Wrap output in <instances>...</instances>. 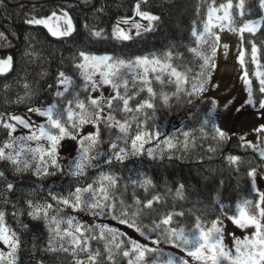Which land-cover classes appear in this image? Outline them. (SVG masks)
<instances>
[{
	"label": "snow or ice",
	"instance_id": "obj_1",
	"mask_svg": "<svg viewBox=\"0 0 264 264\" xmlns=\"http://www.w3.org/2000/svg\"><path fill=\"white\" fill-rule=\"evenodd\" d=\"M80 3L92 13V23L85 22L84 28L97 39L111 38L123 44L156 30L162 23V16L148 6L149 0H133L131 14L116 17L109 32L99 26L107 4L98 0H80ZM203 3H207L206 10ZM9 7L13 5L0 0V8L6 11ZM15 7L21 10L24 24L42 27L53 38H69L78 30L71 4L55 7L45 14L35 12V5L32 11H24L22 3ZM196 14L200 19L192 22V44L186 45L187 51L199 61L195 73L191 68L182 70L176 63L183 59L184 53L175 45L162 52L131 58L81 49L70 57L71 70L58 68L53 82L46 83L51 99L41 98L44 89L40 84L49 78L47 70H42L35 80H30L26 72L21 75L14 95L10 94V84L3 86L2 103L6 107L24 105L26 110L0 111V129L6 133L0 143V162L7 165L6 171L0 170V179L5 181L0 188V264H20L19 254L27 243L23 236L31 231L25 217L43 223L47 239L40 250L55 256L59 264H64L65 259L69 264H264V188L258 186L264 174V64L260 62L261 49L255 39L245 37L247 33L254 38L264 31V0H224L219 4L217 0H203L197 5ZM225 32L239 37L237 60L247 92L241 107L256 108L260 117L258 126L252 128L255 140L247 139V134H238L240 147L245 151L250 149L257 158L256 165H250L246 171L253 195L245 196L233 206L225 204L217 194L206 205L216 213L210 222L197 215L193 224L180 225L175 217L184 216L183 211L172 210L156 216L154 213L158 211L157 205L167 204L170 197L185 199L186 187L182 182L170 186L165 181L158 188L154 178L143 170L129 169L130 174L125 177L113 170V166H124L129 159L143 157L145 153L155 160L178 147L185 153L190 146L195 147V129L181 131V141L175 133H162L154 123L149 127L148 120L155 119L157 101L168 107L173 99L187 96V103L195 107L208 100L199 138L215 142L208 146L211 153L231 140L232 135L217 124L216 117L221 106L225 109L235 106L233 99L218 102L209 95L218 50L229 52V44L223 42L221 35ZM0 40L8 41L3 31ZM247 46H250L251 63L257 68L254 76L259 83L258 94L246 68ZM23 56L26 63H35L40 58L32 44ZM14 70L13 56L0 58V76ZM168 85H174L175 90L164 91ZM18 132L24 134L17 135ZM67 139L78 144V154L65 166L59 153ZM153 144L154 147H145ZM225 160L237 172L244 162L237 154H229ZM89 169L98 170L92 182L77 183L66 193L49 186L47 196L40 197L47 178L68 175L86 180ZM9 173L13 176L28 173L41 183L28 191L22 201L14 200L17 185L8 180ZM80 213L92 219L83 220ZM9 215L17 227L8 223ZM227 222L240 229L241 235L229 232ZM121 226L147 243L133 238ZM229 236L231 243L227 242ZM37 240L33 236L34 250ZM94 242L102 244V248H94ZM165 246L175 251L166 250ZM37 264L45 262L39 260Z\"/></svg>",
	"mask_w": 264,
	"mask_h": 264
},
{
	"label": "trees",
	"instance_id": "obj_2",
	"mask_svg": "<svg viewBox=\"0 0 264 264\" xmlns=\"http://www.w3.org/2000/svg\"><path fill=\"white\" fill-rule=\"evenodd\" d=\"M106 3V13L100 18L99 26L106 28L109 32L113 21L118 16L131 14V5L133 0H98V3ZM203 0H149V7L151 10L162 16V23L158 28L152 32L144 34L132 41L121 44L114 39H97L90 36L87 29L84 28L85 22L92 23V13L80 3V0H7V3L13 5L6 11L0 8V31L5 32L8 36V41L0 40V58L8 55L14 57L15 70L5 76H0V111H16L22 112L26 110L24 105H10L5 106L3 101V86L5 84L11 85V95H14L19 89L16 81L25 72L30 80L39 79L38 74L42 70L49 72V78L46 82L42 81L40 87L44 89L42 99H51V96L46 90V83H52V77L58 68L70 69V57L77 51L83 49L97 54H114L115 56L131 58L137 55H145L153 52H162L163 50L175 45L176 48L184 53L181 60L176 63L180 65L182 70L192 69V73L199 70V61L191 53L187 51L186 45L192 44L190 31L192 22L199 20L200 17L196 14L197 5L201 4ZM224 2V0H217V4ZM18 3L25 5L24 11H32L35 5V12L45 14L58 6L73 5L71 14L78 25V30L69 38L57 39L51 37L46 29L42 27H32L23 23V15L18 7ZM207 3H203V8L206 10ZM255 18V16L251 17ZM14 33V34H13ZM26 36H34L35 40H26ZM246 39H255L258 47L261 49L260 62L264 64V31L257 33L253 38L249 34H245ZM29 44H32L40 58L35 63H26L23 53ZM248 47V54H246V68L249 72L250 79L253 81V87L257 90L259 83L254 76V64L251 63L250 46ZM254 71V72H253ZM157 90H160V85H156ZM175 90L174 85H168L164 91L171 93ZM146 95V94H145ZM187 96H182L179 100L173 99L171 105L163 106L157 101L155 119L148 120L149 127H159L160 131L165 134L175 133L181 141L183 136L181 131L196 130L195 135L197 141L195 147L189 148L188 152H184L182 147L173 150L172 153L166 152L163 157L157 156L155 160L149 159L145 153L143 157L131 158L124 166L115 164L113 170L117 173L127 177L129 169H140L146 174L154 178L157 187L163 186L165 181L170 186H175L178 183H183L186 187V197L184 200H174L171 197L167 204L157 205V213L163 214L167 211H183L184 216L175 217L180 225H191L195 221L197 215H202L204 219L210 220L214 218L216 213L210 205L212 198L219 194L225 204H234L236 201L245 196L253 195L250 191V181L246 177V171L249 166H255L257 158L249 149L245 151L240 147L239 136L231 134L230 141L218 147L215 153L208 152L209 144L215 145L211 139H201L199 128L204 119V112L206 111L208 100L202 101L191 114V116L184 121L178 129H173L171 126L172 120L184 112L189 105L187 103ZM151 115V111H149ZM5 131L0 129V143L5 138ZM163 138V137H162ZM107 139V135L105 136ZM155 145H147V147H154ZM106 147V146H105ZM229 154H237L243 157V164L237 172L233 167H230L225 160ZM171 155V159L169 158ZM64 159L67 165L68 160ZM65 165V166H66ZM0 170H7V165L0 162ZM98 176L97 169H89L87 179L80 178L76 180L68 175H57V177H49L45 181L44 191L40 193V197L47 196L48 187L51 186L57 192H67L69 187H74L77 183L84 184L85 182H92ZM261 176H264L262 174ZM8 180L17 185L16 191L12 196L14 200H23L25 194L41 182L37 181L30 174L26 173L23 176H13L9 173ZM5 181L0 179V188L3 187ZM39 192V189L37 188ZM131 196V189L128 193ZM11 213V208L8 209ZM25 223L31 225V231L24 234L23 239L27 242L20 251V264H37V261L43 260L45 264H59V260L51 255L45 254L40 249L43 248L47 239V230L42 222L30 221L27 217L24 218ZM147 222V221H146ZM8 223L13 227L17 224L11 215L8 216ZM173 226H178L174 224ZM33 236L38 237L37 249L34 250ZM93 247H101L102 244L94 242ZM151 254L149 255V261ZM64 264H69L65 259Z\"/></svg>",
	"mask_w": 264,
	"mask_h": 264
},
{
	"label": "rangeland",
	"instance_id": "obj_3",
	"mask_svg": "<svg viewBox=\"0 0 264 264\" xmlns=\"http://www.w3.org/2000/svg\"><path fill=\"white\" fill-rule=\"evenodd\" d=\"M221 35L223 37V42L229 44V52L228 54H225L223 48L218 50V54L215 58L217 67L212 70L213 87L211 88L209 95L210 97L216 98L218 102L226 101V99H233L235 106H230L229 109H225L221 106L218 110L219 115L216 117V121L217 124L222 125L223 128L230 133V135L236 134L238 136V134H247V139L255 140L256 134L252 131V128L254 125L258 126V123L260 122L257 109L248 105L241 107L247 98V92L245 90V85L241 80L243 70L241 69L237 60L240 48L239 37L228 32L222 33ZM254 69L255 71L257 70L256 65L254 66ZM196 106L188 107L184 112L175 117L171 122L172 128H180L184 121L187 120L194 112ZM236 108H240V111H236ZM189 109H191V111H189ZM23 112L24 111L21 113ZM24 131L26 132V130ZM16 134L20 135L24 133L18 132ZM77 150L78 144L75 141L70 139L65 140L59 153L60 157L62 158L60 161L61 164L66 165L63 158H66L67 160L74 158L78 154ZM258 186L264 188V176H261V178L258 180ZM68 211L71 212L70 209ZM78 215L86 221H90L92 219L90 216H86L84 213H80ZM104 222L108 223L109 221L105 220ZM112 224L115 226V222H112ZM226 226L228 227L229 232H235L237 236L241 235V230L235 228V226L231 225L230 222H227ZM121 228L123 229V226H121ZM123 230L128 231L129 234L133 236V238H136L143 243H147V241H145L142 237H139L137 233L132 232V230ZM227 242L231 243L230 236L228 237ZM165 249L175 251L169 249L167 246H165Z\"/></svg>",
	"mask_w": 264,
	"mask_h": 264
}]
</instances>
